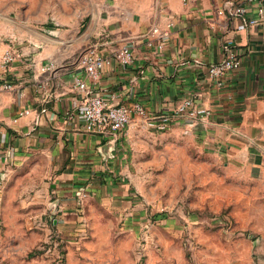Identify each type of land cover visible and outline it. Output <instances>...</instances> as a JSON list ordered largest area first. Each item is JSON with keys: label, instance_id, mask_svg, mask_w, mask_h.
<instances>
[{"label": "crops", "instance_id": "crops-1", "mask_svg": "<svg viewBox=\"0 0 264 264\" xmlns=\"http://www.w3.org/2000/svg\"><path fill=\"white\" fill-rule=\"evenodd\" d=\"M239 1L246 3L16 0L14 24L0 23V54L16 40L29 55L10 67L16 88L0 91V179L12 171L11 164L31 158L33 168L18 171H41L43 186L49 184L57 194L50 203L58 201L63 210L79 209L88 195L105 202L119 197L122 185L115 176L128 139L124 134L145 121L133 113L117 134L87 131L82 110L90 91L74 86V77L82 75L92 92L127 105L140 101L150 113L171 111L194 94L209 112L175 118L173 124L186 125L206 147L241 160L264 180V23L249 24L244 15L231 12V4ZM248 5L254 13L257 4ZM152 27L166 33L161 49ZM6 35L11 39H3ZM99 40H105L101 46L110 55L117 46L131 44L134 58L127 64L112 58L94 81L79 55ZM228 40L240 50L242 63L219 85L208 69L224 58ZM32 43L40 47L35 50Z\"/></svg>", "mask_w": 264, "mask_h": 264}, {"label": "rangeland", "instance_id": "rangeland-1", "mask_svg": "<svg viewBox=\"0 0 264 264\" xmlns=\"http://www.w3.org/2000/svg\"><path fill=\"white\" fill-rule=\"evenodd\" d=\"M18 7L0 0V23L14 24ZM143 123L124 134L122 192L110 202L88 195L63 210L41 171H18L31 158L11 164L0 179V264H264V180L186 125Z\"/></svg>", "mask_w": 264, "mask_h": 264}, {"label": "built area", "instance_id": "built-area-1", "mask_svg": "<svg viewBox=\"0 0 264 264\" xmlns=\"http://www.w3.org/2000/svg\"><path fill=\"white\" fill-rule=\"evenodd\" d=\"M244 2H236L231 4V12L239 15H244L249 24L264 23V0H244ZM256 3V10L251 13L248 4ZM152 34L158 35L156 46L158 49L163 48V41L165 32H161L158 27L151 28ZM101 36H105L104 33ZM134 41V40H133ZM105 40L95 41L88 45L79 55V62L86 75L96 81L100 78L105 65L112 59L116 58L122 64H127L133 61L134 52L133 46L129 43L117 46L110 54L105 53L104 47L101 43ZM150 45L153 40H148ZM35 50L40 47L32 43ZM225 56L218 62L212 63L209 66V75L217 81L219 85L222 84L224 76L234 69L241 66L242 57L240 50L237 48L233 40H228L224 45ZM29 54L23 50V44L16 40H12L9 46L0 54V91L12 90L16 88L14 79L10 73L11 65L20 59H24ZM54 63H49L48 67L53 66ZM46 66H43L45 69ZM74 86L84 91H90L86 96L85 104L82 110V117L84 119V126L87 131L101 132V133H114L117 134L123 131L132 121V114L136 113L140 116L148 126L157 129L169 128L175 118H198L202 112L208 113V110H203L197 102L194 94L183 97L179 103L171 110L158 113H150L145 105L140 101H136L131 105L122 102H115L106 99L100 93L92 92L90 85L82 75L74 77ZM20 94L23 91L20 90ZM25 109L21 113H27ZM71 117H74L70 111L68 112ZM87 195L86 192L82 193V197Z\"/></svg>", "mask_w": 264, "mask_h": 264}]
</instances>
